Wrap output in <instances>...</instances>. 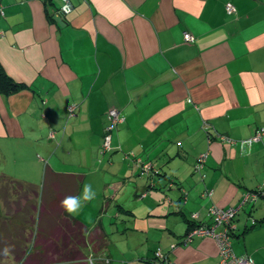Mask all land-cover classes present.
<instances>
[{"label": "crops", "instance_id": "crops-1", "mask_svg": "<svg viewBox=\"0 0 264 264\" xmlns=\"http://www.w3.org/2000/svg\"><path fill=\"white\" fill-rule=\"evenodd\" d=\"M71 2L0 0V71L24 84L0 90V223L40 196L54 208L47 237L87 183L84 254L97 241L110 255L114 240L127 255L136 240V264L158 248L173 264H221L213 237L184 241L218 205L238 208L234 252L264 264V134L250 140L264 128V0ZM112 108L123 120L103 152Z\"/></svg>", "mask_w": 264, "mask_h": 264}, {"label": "rangeland", "instance_id": "rangeland-1", "mask_svg": "<svg viewBox=\"0 0 264 264\" xmlns=\"http://www.w3.org/2000/svg\"><path fill=\"white\" fill-rule=\"evenodd\" d=\"M110 191L106 192L105 194L108 195ZM138 195H142V191L138 192ZM132 199H138V196L133 195L131 197ZM134 201V200H133ZM37 207H31V206H20V210L18 213H11L12 218H9L10 223H6V221H2L0 223V264H24L22 260L24 259L23 257H27L34 252H39L36 248L37 243H38V238L42 235L45 236L44 233L46 234L48 232L47 227H49L50 222L52 223L51 226L55 225V222L53 219V209L54 208H44L41 203V198L37 199ZM43 202V201H42ZM92 203L97 202V196L96 198L91 201ZM130 207L123 205L120 207V205L114 204L110 210L115 212H122V215H127L126 210H129ZM9 211V209H8ZM0 220L4 218L2 214L4 215L7 213V209L5 211L0 212ZM129 217V216H126ZM57 221V220H56ZM11 225V230L14 232V235L11 234V231H9V227L7 225ZM29 232L31 236L29 237ZM32 232V233H31ZM110 235L114 236L115 240H117V237H122L121 234H119L117 231L113 232V230L110 229L109 231ZM7 235L12 236L10 238L7 237ZM8 238V239H7ZM128 238H132L133 236H128ZM136 240H131L130 245H133L131 248V251H128L125 247L126 252L128 253L127 255H121V251L118 248V245L114 240L111 242H108L107 247H108V252L109 254H105L102 252H98L99 250L96 248L98 245V242L92 243L93 246L92 248H87L85 254H84V263L83 264H120V261H122L124 264H136L135 263V258L136 254H138L137 248L135 249L134 242ZM118 243H122L120 239L117 240ZM125 245L128 243L123 242ZM146 243L143 242L142 245ZM7 249V254H5L4 250ZM130 252V253H129ZM145 255L151 256L153 251H145ZM40 255V253H38ZM37 254V255H38ZM47 255H51V253L48 252ZM30 256V257H31ZM152 256H155V252L153 253ZM29 257V258H30ZM43 257V255H42ZM46 257V255H45ZM23 258V259H22ZM57 259V256L55 257ZM36 259V258H34ZM44 260V258H43ZM145 259L142 258L141 261H144ZM47 264H65L63 262H60L58 260L51 261L50 263Z\"/></svg>", "mask_w": 264, "mask_h": 264}, {"label": "built area", "instance_id": "built-area-1", "mask_svg": "<svg viewBox=\"0 0 264 264\" xmlns=\"http://www.w3.org/2000/svg\"><path fill=\"white\" fill-rule=\"evenodd\" d=\"M61 4L59 10L64 13L70 12L72 9L71 0H60ZM67 8V10H65ZM226 11L231 14L236 11V7L232 2H227L225 5ZM184 39L186 41L192 42L195 37L190 32L184 33ZM77 105L72 103L68 105V110L70 113H74L76 111ZM123 120V117L120 115L119 110L116 108H112L107 113V123L104 128V134L102 138V151L111 149V139H112V131L116 127V125ZM53 134V133H51ZM264 134V128H258L255 133L250 137L251 141H258L261 139ZM223 139H227V136H222ZM206 159V153H202L199 156V161L196 164V168L202 166V162ZM264 190V189H259ZM256 196V192L251 191L247 192L243 202L253 199ZM238 212L237 207H221L218 205H211L208 209V213L211 217V222L208 224L205 223H197L194 219L198 217L197 213L192 214V219L194 220V224L188 230V232L184 236V241L191 240L194 236H210L216 240L218 246V256L219 262L221 264H254L253 260L250 257H240L238 256L233 249L232 245V232H233V219ZM196 222V223H195ZM155 259L159 264H173L171 260L158 248L155 251ZM161 259V260H160ZM160 260V262H159ZM120 264H124L121 262Z\"/></svg>", "mask_w": 264, "mask_h": 264}, {"label": "trees", "instance_id": "trees-1", "mask_svg": "<svg viewBox=\"0 0 264 264\" xmlns=\"http://www.w3.org/2000/svg\"><path fill=\"white\" fill-rule=\"evenodd\" d=\"M23 86V83L14 80L7 73L0 71V90L6 93H13L23 88ZM30 236L31 234L29 232V237ZM87 243L86 227L84 223L65 211L64 222L56 225L55 228L51 230L49 236L45 237L41 235L38 238L36 248H38L37 250L39 252H34L32 256L30 255L31 257L28 254L27 257H23L24 259L22 258V262L24 264H47L51 261L58 260L65 264L67 262L71 263L72 261L74 264H83V248ZM48 252L51 253V255H47ZM38 253H40V255ZM56 256L57 259L55 258ZM156 258L158 260V257L152 256L146 258L145 261L147 264H159L155 261Z\"/></svg>", "mask_w": 264, "mask_h": 264}, {"label": "clouds", "instance_id": "clouds-1", "mask_svg": "<svg viewBox=\"0 0 264 264\" xmlns=\"http://www.w3.org/2000/svg\"><path fill=\"white\" fill-rule=\"evenodd\" d=\"M67 10V8H65ZM96 198V192L91 184H84L82 193L78 196H66L62 199L61 207L71 216L79 215L86 202H91ZM7 249L4 250L7 254Z\"/></svg>", "mask_w": 264, "mask_h": 264}]
</instances>
